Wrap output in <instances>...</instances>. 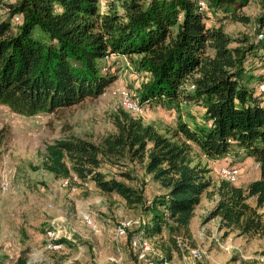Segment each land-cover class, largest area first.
<instances>
[{
	"label": "trees",
	"instance_id": "obj_1",
	"mask_svg": "<svg viewBox=\"0 0 264 264\" xmlns=\"http://www.w3.org/2000/svg\"><path fill=\"white\" fill-rule=\"evenodd\" d=\"M102 1L105 10L99 0H13L6 6L0 18V104L31 117L96 97L116 79L101 65L115 54L148 75L137 94L142 103L195 102L201 117H178L161 131L118 107L110 116L113 132L97 143L72 134L58 138L45 146L41 167L141 205L148 219L127 233V241L133 234L151 239L165 232L178 252L175 236L191 240L190 220L203 195L217 196L206 220L217 218L223 235L264 236V89L258 88L264 79V12L253 36H233L205 21L209 14L245 21L238 12L249 0H204L205 9L199 0ZM233 148L257 164L259 178L244 186L220 178L213 183L207 161ZM121 160L139 163L158 184L161 192L149 204L120 179H129L128 172L116 178L101 171Z\"/></svg>",
	"mask_w": 264,
	"mask_h": 264
},
{
	"label": "rangeland",
	"instance_id": "obj_2",
	"mask_svg": "<svg viewBox=\"0 0 264 264\" xmlns=\"http://www.w3.org/2000/svg\"><path fill=\"white\" fill-rule=\"evenodd\" d=\"M12 1H0V18L6 16V6ZM100 1L101 10L100 6H105ZM262 12L264 0H249L238 12L247 20L218 19L209 14L205 23L221 26L233 36H253L256 19ZM33 32L42 36L38 28ZM101 65L116 79L96 97H86L72 106L31 117L14 114L0 104V181L7 184L6 189L0 188V264H137L128 241L117 235L116 228L122 222L140 217L146 221L145 209L139 204L127 205L114 193H101L92 183H83L73 174V179L65 184L62 177H55L41 167L45 146L58 138L72 134L97 143L113 132L110 116L118 107L123 109L120 92L137 95L148 77L127 57L111 54ZM259 68L260 72L264 71V64H259ZM142 107L141 113L130 114L161 131L172 128L178 117L187 118L190 114L199 119L202 113L195 102ZM215 160L207 161L213 183L219 180V166L224 165L240 168L233 182L236 186H244L257 177L255 162L242 150L233 148ZM101 171L116 178H120L119 172H128L129 179H120L140 190L146 203L161 192L137 162L121 160L118 164H104ZM216 199V195H203L194 209V231L188 245L202 251L199 260L183 258L187 256L185 250L172 251L165 232L164 236L150 239L153 251L167 252L173 261L184 264H264V236L223 235L217 227V218L206 220ZM248 202L253 204L252 199ZM87 220L96 230L90 228ZM134 229V226L129 228L127 233H134ZM51 231L54 234L48 233ZM59 239L65 241L58 242ZM148 256L157 259L152 252Z\"/></svg>",
	"mask_w": 264,
	"mask_h": 264
},
{
	"label": "built area",
	"instance_id": "obj_3",
	"mask_svg": "<svg viewBox=\"0 0 264 264\" xmlns=\"http://www.w3.org/2000/svg\"><path fill=\"white\" fill-rule=\"evenodd\" d=\"M201 9H205L206 5L204 0H199L198 2ZM20 18L19 16H15L13 18V22H19ZM261 34H258V37H261ZM106 58V57H105ZM259 90L264 89V79L258 86ZM120 94L122 95V107L127 110L128 112L132 114H139L143 110V104L137 95L131 96L125 91H121ZM148 105V104H147ZM240 168L234 165H224L219 166L217 174L220 179H224L226 181H229L231 183L235 182L238 176ZM75 177V176H74ZM69 177L63 178L64 183L67 184L69 180H72ZM7 184L3 180L0 181V188L6 189ZM150 200H147V204H149ZM87 223L89 224L90 228L93 230H96L95 226L87 220ZM142 224H144V218L140 217L136 220L130 221V222H122L117 228L116 233L118 236L126 237L127 231L131 227H139ZM49 234H54V231L48 232ZM188 239L183 236H175V242L178 247V252H184V250L187 252V256H183V258H187L188 261L190 260H199L202 257V251L197 248H192L190 245H188ZM129 247L133 253V255L137 258V264H156V260L162 259L161 264H184L181 261H173L172 259L166 260L163 259L164 256L160 252H154L153 248L150 243V239L143 237L142 235L133 234L129 238ZM59 244V243H57ZM153 253L157 256V259L152 256H148L149 253Z\"/></svg>",
	"mask_w": 264,
	"mask_h": 264
},
{
	"label": "crops",
	"instance_id": "obj_4",
	"mask_svg": "<svg viewBox=\"0 0 264 264\" xmlns=\"http://www.w3.org/2000/svg\"><path fill=\"white\" fill-rule=\"evenodd\" d=\"M100 3L103 5V2L102 1H100ZM102 9L101 10H105L104 8H103V6H100ZM113 55V54H112ZM115 55V54H114ZM116 56H119V57H121V58H123V57H125V56H121V55H116ZM201 111H202V108H201ZM189 113V112H188ZM183 119H185V118H183ZM186 119H188V118H186ZM194 119H195V121H198L199 119H198V117L197 116H195L194 117ZM189 120V119H188ZM191 124V123H190ZM250 158V157H249ZM215 161H218V159L217 160H215ZM255 165H256V167H257V177H255L254 179H258L259 178V170H258V166H257V164L255 163ZM253 179V180H254ZM251 181V180H250ZM247 182H249V181H247ZM247 182H245L244 183V185L247 183ZM190 230H191V234L193 233V231H194V229H193V223H192V218H191V220H190ZM123 239H125V237H123Z\"/></svg>",
	"mask_w": 264,
	"mask_h": 264
}]
</instances>
